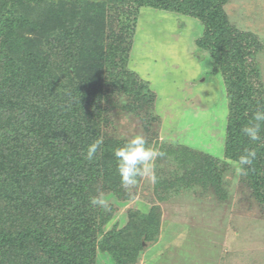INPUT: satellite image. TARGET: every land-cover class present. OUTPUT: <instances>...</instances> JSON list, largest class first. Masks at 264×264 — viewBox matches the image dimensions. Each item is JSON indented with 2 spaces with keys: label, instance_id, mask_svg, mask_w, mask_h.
<instances>
[{
  "label": "trees",
  "instance_id": "1",
  "mask_svg": "<svg viewBox=\"0 0 264 264\" xmlns=\"http://www.w3.org/2000/svg\"><path fill=\"white\" fill-rule=\"evenodd\" d=\"M229 1L0 0V264H98L100 256L139 264L144 243L159 242L164 206L175 210L180 200L191 216L223 219L230 173L264 214V125L260 141L242 133L264 109V43L231 23ZM144 8L202 26L196 47L222 78L228 104L222 158L160 140L156 95L130 68ZM118 113L138 118L147 144L164 153L155 184L121 185L113 153L131 139L117 136ZM96 139L103 144L89 162ZM248 148L257 158L237 177ZM94 196L106 206L91 205ZM138 196L151 207L132 206L109 228Z\"/></svg>",
  "mask_w": 264,
  "mask_h": 264
},
{
  "label": "rangeland",
  "instance_id": "2",
  "mask_svg": "<svg viewBox=\"0 0 264 264\" xmlns=\"http://www.w3.org/2000/svg\"><path fill=\"white\" fill-rule=\"evenodd\" d=\"M225 10L235 27L255 33L264 43V0H230ZM202 33L196 19L144 8L130 68L156 95L154 113L161 125L155 129L160 140L222 158L228 104L222 78L214 74L207 54L196 47ZM257 63L264 84V51ZM115 129L122 138L147 135L141 121L125 113L116 114ZM226 179L232 190L229 204L220 207L225 212L222 222L210 213L191 216L180 200L172 204L175 210L164 206L159 242L144 243L146 251L139 264H264V214L233 173ZM132 206L148 210L151 204L136 197L120 209L109 228ZM98 264L112 263L100 256Z\"/></svg>",
  "mask_w": 264,
  "mask_h": 264
},
{
  "label": "clouds",
  "instance_id": "3",
  "mask_svg": "<svg viewBox=\"0 0 264 264\" xmlns=\"http://www.w3.org/2000/svg\"><path fill=\"white\" fill-rule=\"evenodd\" d=\"M262 125H264V109L253 113L249 124L242 128V133L250 141H260ZM102 144V139H96L88 146L86 159L89 162H92L96 158L97 150L101 148ZM113 154L117 160V172L123 187H135L139 183V179L143 178H146L152 184L158 181V177L155 174L154 161L157 157L163 156L164 153L149 146L142 135H135L122 147L115 149ZM256 158V149H245L244 154L240 155L235 165L236 176L245 175L247 171L246 166H251ZM106 203L102 196L90 198V204L93 206L104 207Z\"/></svg>",
  "mask_w": 264,
  "mask_h": 264
}]
</instances>
